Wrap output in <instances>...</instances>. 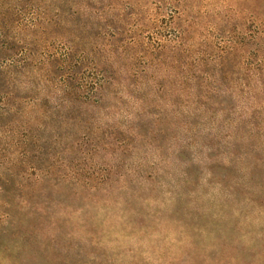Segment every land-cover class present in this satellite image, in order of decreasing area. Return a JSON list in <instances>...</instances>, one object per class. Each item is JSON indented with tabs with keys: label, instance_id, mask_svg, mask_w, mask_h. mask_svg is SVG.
<instances>
[{
	"label": "rangeland",
	"instance_id": "1",
	"mask_svg": "<svg viewBox=\"0 0 264 264\" xmlns=\"http://www.w3.org/2000/svg\"><path fill=\"white\" fill-rule=\"evenodd\" d=\"M23 3L0 264H264V0Z\"/></svg>",
	"mask_w": 264,
	"mask_h": 264
},
{
	"label": "trees",
	"instance_id": "2",
	"mask_svg": "<svg viewBox=\"0 0 264 264\" xmlns=\"http://www.w3.org/2000/svg\"><path fill=\"white\" fill-rule=\"evenodd\" d=\"M23 1L0 0V116L2 117L9 116L16 110L14 101H20L18 97H15L18 87L16 77L22 75L23 71L20 70L25 69L26 63L30 60V55L25 49L15 51L16 45L21 41L13 35V32L15 33L18 28L22 32L24 30L33 32L34 29L41 27V23L47 17L48 9L34 5L24 6ZM28 15L31 20L22 28Z\"/></svg>",
	"mask_w": 264,
	"mask_h": 264
}]
</instances>
